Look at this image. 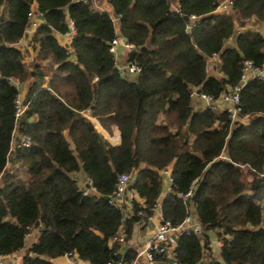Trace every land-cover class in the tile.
<instances>
[{"label": "trees", "instance_id": "16d2710c", "mask_svg": "<svg viewBox=\"0 0 264 264\" xmlns=\"http://www.w3.org/2000/svg\"><path fill=\"white\" fill-rule=\"evenodd\" d=\"M106 1L115 21L94 7L95 0H0V255L21 250L36 227L22 264H53L66 252L89 264L132 259L134 229L147 224L163 191L162 169L169 168L163 218L182 222L179 193L193 185L194 216L203 227L202 235L179 234L172 260L264 264V78L248 79L240 89L242 115L249 119L232 126L224 111L194 108L190 96L192 90L213 98L233 91L245 60L264 68V35L249 27L251 20L264 26V0H233L224 11L216 10L219 0ZM33 4L42 22L26 61L15 43ZM69 20L75 34L66 48L55 34H66ZM116 22L135 47L126 61L141 68L137 74H122L109 51ZM11 79L27 85L28 106L17 125L19 89ZM85 110L100 124L112 117L109 138L121 135L120 144L96 131ZM15 129L14 141L26 134L31 146L11 150ZM17 163L22 181L12 170ZM74 173L89 182L80 186ZM121 173L131 174V211L109 203ZM209 231L222 244L220 259L205 261L202 237ZM119 233L124 244H110ZM172 260L156 256L154 264Z\"/></svg>", "mask_w": 264, "mask_h": 264}, {"label": "built area", "instance_id": "2783aa9c", "mask_svg": "<svg viewBox=\"0 0 264 264\" xmlns=\"http://www.w3.org/2000/svg\"><path fill=\"white\" fill-rule=\"evenodd\" d=\"M233 4V0H219L216 10L224 11L228 10ZM174 9L177 10V6L174 5ZM29 18V25L28 30L34 31L38 26L37 14L32 9L27 14ZM191 20L194 22L197 19V16L191 15ZM193 22L187 26L191 28L193 26ZM69 27L70 30L66 33L70 38H72L75 34L73 28V21L69 20ZM122 46L127 52L134 50V45L132 43L126 42L120 35L116 36L109 45V51L114 54L115 63L118 70L125 75H132L137 74L140 72V67L131 62L120 63L118 62L117 57V47ZM208 65L213 67L215 65L213 57L209 59ZM264 78V68L254 67L251 61L245 60L243 64L242 74H241V82L233 91H227L220 94L218 98H213L210 95H206L204 93H198L196 90H192L190 93L191 98H200L202 101L205 102L207 107H210L212 110H222L224 111L229 120L230 126H232L235 122H243V119L247 117V115H242V107L240 104V97L239 91L244 86L246 81L251 78ZM15 111H14V118L15 124L19 123L20 118L24 114L27 106L28 101H24L18 95L14 100ZM108 129V128H107ZM16 135V129L13 132L12 140H11V150L14 146L20 147H29L32 144L31 138L26 134L19 135V140L16 142L14 141V136ZM110 143L113 145H118L121 142V135L118 139L112 140L109 139ZM244 165H241L243 167ZM163 176L166 177V183L164 186V191L162 192V196H166L171 190V174L169 168L162 169ZM1 176V174H0ZM131 178L130 173H121L117 177V181L115 184V188L109 198V203L113 206L124 210V212L133 210V200L136 197L133 190L129 189V181ZM89 182V181H88ZM193 194V185L186 191L179 193V197L182 199L183 204L186 208V215L183 218L182 222L178 225H172L170 222L166 221L161 213V204L159 200L154 205V210L151 215L147 217V223H154V230L148 235L146 241L141 245L135 252V255L130 260H123L121 258L118 259H109L103 264H154L156 256H168V258H172L173 254V246L172 242L177 240L179 234L184 231H192L196 234L202 235L203 234V227L200 225L199 221L195 219L194 216V202L191 200ZM159 210V216L156 219L155 223V216L154 211ZM138 214H141L138 211ZM114 241H119L120 243L124 244V235L119 233L111 238L110 244ZM217 244L220 247L221 242L217 239ZM125 246V245H124ZM63 256L67 258H72L74 255L73 252H66ZM3 255H0V264H2ZM85 264V263H84ZM89 264V263H87ZM171 264H177L175 260L171 261Z\"/></svg>", "mask_w": 264, "mask_h": 264}, {"label": "crops", "instance_id": "0c3cea01", "mask_svg": "<svg viewBox=\"0 0 264 264\" xmlns=\"http://www.w3.org/2000/svg\"><path fill=\"white\" fill-rule=\"evenodd\" d=\"M174 5L176 6V4L174 2H172L173 8H174ZM94 7L99 9V10H104V11H107L108 13H110V15L114 21L117 19V17L112 12V8L109 6V4L107 3L106 0H95ZM31 9L33 11H36V4H33ZM37 20H38L39 24L42 22L41 18H37ZM261 26L263 28L262 34L264 35V26L262 24H261ZM115 30L117 31V33L119 35V25L117 22L115 24ZM33 32L34 31H30V30H28V28H26L24 35L15 43V45L23 52L24 59L26 61H30L34 55L33 48L31 47V38H32ZM55 37L61 45L65 46L66 48H70L71 38L67 34H58L57 33V34H55ZM227 44H229L228 41H227ZM127 53L128 52L122 46L119 45L117 47L118 62H120L121 64L125 63ZM11 81L18 87L19 96L22 99H24L26 91H27L26 83H24V82L21 83L15 79H11ZM191 104L193 105L194 108H206L207 107L205 102L202 101L198 97L192 98ZM81 113L84 117L88 118L92 122L93 126H94V122H97L98 125L101 127L100 122L96 118L92 117L88 110L82 111ZM108 119H112V121H113L112 117H104L103 118V122H104V124H106L107 128H108V126H107ZM96 131H98V130L96 129ZM18 165H19V163L14 164L12 166V170L16 171V169H18ZM84 178H85L86 183H87L89 181L88 178L86 176H84ZM163 179H164V183H163V189H164V186H165L167 179L164 176H163ZM162 197L163 196L161 193V195L158 199L159 202L162 199ZM193 212H194V210H193ZM154 216H155V223H156V219L159 216V210L154 211ZM153 230H154V223L153 222L147 223L145 226H144V224L136 226L134 229V232H133V236L130 240V245L136 247V250H137L141 245H143V243L146 241V238L148 237V235ZM209 232H212V233L210 235L207 232V237L208 236L211 237L214 231H209ZM214 234H215V232H214ZM37 235H38V230L36 227H33L26 236L25 246L19 251L13 252V253L8 254V255H4L1 259L2 264H22L23 256L25 255L26 251L29 249L30 244L36 239ZM210 241H211V243L208 244V248L204 249L203 259L205 261L208 260L209 255L213 256L214 258L220 259V247L217 244L216 235H215V239L210 240ZM175 243H176L175 241L172 242L173 247H174ZM51 262L53 264H72V263H82V264L85 263V264H87V262L78 260L76 255L73 256L72 258H67V257L61 255L59 257L52 258Z\"/></svg>", "mask_w": 264, "mask_h": 264}, {"label": "rangeland", "instance_id": "374dc122", "mask_svg": "<svg viewBox=\"0 0 264 264\" xmlns=\"http://www.w3.org/2000/svg\"><path fill=\"white\" fill-rule=\"evenodd\" d=\"M249 26L253 29H256L257 31H259L260 33H263V28L261 26V24L257 23L255 20H251L250 23H249ZM229 45L233 44V38L230 39L228 41ZM211 67L209 66V72L212 73L211 71ZM248 117H246L245 119H243V122H247L248 121ZM101 127L96 123L94 122V127L109 141V134H111V131L109 129H107L106 127V124H100ZM108 134V135H107ZM110 142V141H109ZM16 172H17V175L19 176V179H21V181L25 178L23 176V169L21 167V165L19 164L18 165V169H16ZM73 176L76 177V179L78 180V183L80 184V186H85L87 183H86V180L84 178L85 175H83L82 173H74ZM244 178H248V176H245L244 175ZM212 232H208V234L211 235ZM214 235V236H213ZM211 238V239H210ZM215 239V234L213 232L212 236L211 237H202V240H203V243H207V246L209 243H211L210 240H214ZM215 242V241H214Z\"/></svg>", "mask_w": 264, "mask_h": 264}, {"label": "water", "instance_id": "95a60500", "mask_svg": "<svg viewBox=\"0 0 264 264\" xmlns=\"http://www.w3.org/2000/svg\"><path fill=\"white\" fill-rule=\"evenodd\" d=\"M228 90H230L229 88H228ZM128 249V247L127 246H125L124 248H123V250H122V253H125V251Z\"/></svg>", "mask_w": 264, "mask_h": 264}]
</instances>
